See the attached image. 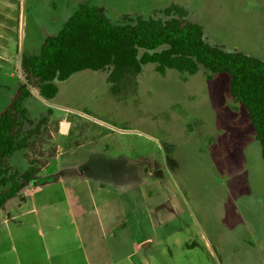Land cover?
Segmentation results:
<instances>
[{"label":"rangeland","instance_id":"obj_1","mask_svg":"<svg viewBox=\"0 0 264 264\" xmlns=\"http://www.w3.org/2000/svg\"><path fill=\"white\" fill-rule=\"evenodd\" d=\"M84 3L114 24L165 18L167 8L178 7L182 21L199 24L209 44L264 61V0H0V111L28 81L22 57L39 54ZM155 67L145 65L116 88L109 70L80 71L58 83L48 101L34 87L24 102V129L29 120L46 121L27 151L9 157L10 174L20 180L32 165L42 170L57 156L40 177L65 169L63 182L72 187L84 179L83 169L86 177L119 186L141 184L143 196L152 194L151 214L158 206L179 213L181 232L172 245L179 250L191 238L199 245L192 261L264 264V161L247 109L230 94L229 76L208 80L203 68L190 75L159 74ZM10 229L0 221L2 243ZM149 230L157 260L161 231ZM176 258L189 263L179 252Z\"/></svg>","mask_w":264,"mask_h":264},{"label":"trees","instance_id":"obj_2","mask_svg":"<svg viewBox=\"0 0 264 264\" xmlns=\"http://www.w3.org/2000/svg\"><path fill=\"white\" fill-rule=\"evenodd\" d=\"M165 18L138 17L114 24L101 8L81 4L55 36L45 39L39 54L24 55L21 66L28 75L8 104L0 111V212L27 184H37L40 168L32 165L21 179L10 174L7 164L16 152H25L40 134L46 118L25 130L24 102L37 88L48 101L56 97L58 83L84 70H109L113 88L128 77H137L143 67L154 64L159 74L175 70L196 74L201 68L211 80L215 74L229 76L230 94L247 109L264 161V61L238 51H225L206 41L203 28L181 19L183 10L167 8Z\"/></svg>","mask_w":264,"mask_h":264},{"label":"crops","instance_id":"obj_3","mask_svg":"<svg viewBox=\"0 0 264 264\" xmlns=\"http://www.w3.org/2000/svg\"><path fill=\"white\" fill-rule=\"evenodd\" d=\"M67 124L71 128L72 123ZM51 162L37 175L45 180L29 184L0 212L7 230L14 226L7 241H0V264H184L177 261V252L189 257L186 264H197L192 254L199 245H192L191 238L179 250L172 245V236L181 232L179 213L158 206L156 214H151L152 194L143 196L141 184L119 186L86 177L82 169L84 179L67 187L65 169L40 177ZM71 189L73 196L68 192ZM135 189L141 196L132 197ZM161 201L158 198V205ZM149 228L161 231L157 250L161 258L157 260L150 256Z\"/></svg>","mask_w":264,"mask_h":264},{"label":"water","instance_id":"obj_4","mask_svg":"<svg viewBox=\"0 0 264 264\" xmlns=\"http://www.w3.org/2000/svg\"><path fill=\"white\" fill-rule=\"evenodd\" d=\"M67 127H68V124L67 123H63L62 124V130H63V132H66L67 131Z\"/></svg>","mask_w":264,"mask_h":264}]
</instances>
